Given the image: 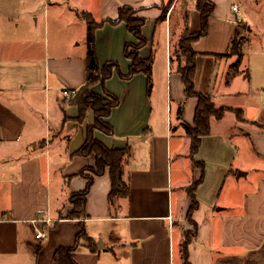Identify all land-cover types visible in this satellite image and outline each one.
Wrapping results in <instances>:
<instances>
[{
    "label": "crops",
    "instance_id": "crops-1",
    "mask_svg": "<svg viewBox=\"0 0 264 264\" xmlns=\"http://www.w3.org/2000/svg\"><path fill=\"white\" fill-rule=\"evenodd\" d=\"M178 1L0 0V264H55L60 247L74 246L79 264H184L185 234L194 230L191 264H264V112L250 116L244 102L252 95L245 52L253 29L246 14L254 8L251 0H210L215 11L209 31L193 44L196 89L212 95L218 108L242 110L244 121L234 111L212 118L211 134L192 158L185 126H195L198 100L186 96L176 50L186 28L198 32L202 22L197 0H183L184 10L176 12ZM252 1L264 11L261 0ZM124 6L146 19L147 44L139 52L151 61V86L144 73L122 79L115 72L106 82L120 100L106 119L115 132L94 135L110 149L126 150L130 193L111 201L107 169L94 176L86 216L73 219L69 196L87 188L81 172L96 166V155L77 154L94 113L79 120L78 106L65 93L87 81L88 25L82 13L97 22L116 20ZM39 18L48 34L44 45L35 38L37 28L27 33ZM244 25L248 39L240 57L232 49ZM129 43L139 41L125 22L100 26V65L116 61L127 75ZM91 91L105 94L100 84ZM193 183L199 206L190 221L187 188ZM83 227L96 250L86 240L76 246ZM39 232L44 236L38 238Z\"/></svg>",
    "mask_w": 264,
    "mask_h": 264
},
{
    "label": "trees",
    "instance_id": "trees-1",
    "mask_svg": "<svg viewBox=\"0 0 264 264\" xmlns=\"http://www.w3.org/2000/svg\"><path fill=\"white\" fill-rule=\"evenodd\" d=\"M196 8L201 14L202 27L195 33H191L189 28H186L183 32L179 47L182 51V57L185 59V65L178 68V71L182 75L186 96L198 100L194 119L195 126H185L191 139L190 156L192 158L198 152L202 138L211 134L212 118L222 120L228 111H234L238 119L244 121L242 110L226 107L218 108L214 103L212 95L199 93L196 89L195 80L198 53L194 50L193 44L207 35L209 31V20L210 17L214 15L215 5L210 0H197ZM82 17L86 20L88 25L89 50L87 54V81L79 90H74L69 98L70 103L77 105L79 108V120L83 121L88 111H93L94 113V123L87 127V139L83 146L77 151V154L81 156L96 155V166L81 172V176L88 179L87 188L82 192L72 193L69 196V203L74 207L68 216L73 219L84 218L86 216L87 196L93 185L94 176L103 175L107 169H109L113 187L110 196L111 201L114 203L117 197L129 196L130 186L124 178V156L126 150L108 148L104 143L95 138L94 133L96 130H100L108 135H113L115 132L113 126L106 121L111 115L113 108L120 104L119 98L106 89V82L115 72H118L122 79H131L136 74L144 73L148 77L149 86H151L152 76L151 61L143 59L139 52L140 49L147 44V40L143 35V27L146 23V19L138 15V10L130 6H124L119 10V15L116 20H107L103 22H97L94 17L87 12H83ZM106 22L112 24L125 22L129 31L139 41L138 44L129 43L125 46V56L132 61L130 71L127 75L122 73L120 65L116 61H109L103 66L100 65L95 47L96 30ZM239 36L240 32L238 30L234 39L232 53L241 57L238 50L239 46L237 45ZM229 55L230 54L226 53L220 54L219 56L224 57ZM97 84L103 87L105 95L113 101L91 91V88ZM197 187L198 183H193L187 188L188 193L193 199V204L188 214V219L190 221H193L192 215L199 206L195 194ZM195 236L196 230L186 232L185 234V240L183 242L184 264H191L189 261V244ZM82 240L87 241L90 249H97L95 241L88 236L85 227H83L82 232L77 237L76 246ZM74 249L75 246L60 247L54 255L55 264H79L73 256Z\"/></svg>",
    "mask_w": 264,
    "mask_h": 264
},
{
    "label": "rangeland",
    "instance_id": "rangeland-1",
    "mask_svg": "<svg viewBox=\"0 0 264 264\" xmlns=\"http://www.w3.org/2000/svg\"><path fill=\"white\" fill-rule=\"evenodd\" d=\"M175 1L176 0H171V4H173ZM249 2L252 3L254 9H249L248 10L249 14L246 15L248 16V20L252 25L253 34H252L251 43L246 48L245 59H246V63L249 65L248 67L250 72V81L252 84V95L246 98L244 102L248 106V114L250 116L260 117L261 115H263V113L261 114V112H264V11L258 10L252 0ZM261 2L264 3V0H261ZM182 4H183V0H179L178 5L176 7V12H180L184 10V8H182ZM241 15H244L242 14V11H241ZM176 16L179 17V14H176ZM187 16H188L187 14H182L183 18ZM36 28L38 29V35L35 36V38L38 40L41 39V43H43L44 45L45 35L48 34L45 32L46 27L43 18H39L38 27L31 25L28 28L27 33L28 31L34 30ZM247 29L248 27L244 25L240 31V36L238 37V44H237L239 46V51L241 46L242 48L244 47L245 40L248 39ZM51 30L53 31V27L51 28ZM52 33L53 32H51L50 34L51 36L48 38V41L50 40L51 45L54 40ZM179 45L180 42L178 46ZM176 55L179 56L180 60L182 61L181 66L185 65V59L182 57V51L180 50V47L177 48ZM239 66L240 65H238L237 68ZM256 89H258V91ZM102 97L108 98L105 94L102 95ZM109 100L113 101L112 99ZM178 257H179V250L178 248H176L175 250L176 263L178 262Z\"/></svg>",
    "mask_w": 264,
    "mask_h": 264
},
{
    "label": "built area",
    "instance_id": "built-area-1",
    "mask_svg": "<svg viewBox=\"0 0 264 264\" xmlns=\"http://www.w3.org/2000/svg\"><path fill=\"white\" fill-rule=\"evenodd\" d=\"M234 10L237 12L238 11V8L237 7H234ZM74 92V90H72L71 92L70 91H66L65 93H66V96L67 97H70L71 96V94ZM44 236V234L42 233V232H39L38 234H37V237L38 238H41V237H43Z\"/></svg>",
    "mask_w": 264,
    "mask_h": 264
}]
</instances>
